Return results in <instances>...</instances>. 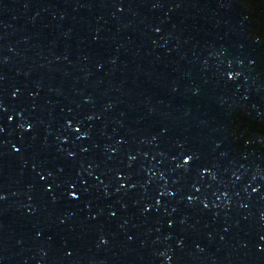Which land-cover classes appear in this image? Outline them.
Returning <instances> with one entry per match:
<instances>
[{
  "label": "water",
  "instance_id": "1",
  "mask_svg": "<svg viewBox=\"0 0 264 264\" xmlns=\"http://www.w3.org/2000/svg\"><path fill=\"white\" fill-rule=\"evenodd\" d=\"M0 264H264V0H0Z\"/></svg>",
  "mask_w": 264,
  "mask_h": 264
}]
</instances>
